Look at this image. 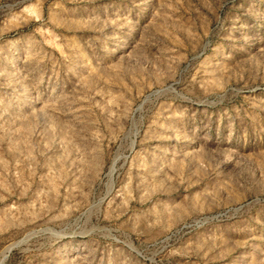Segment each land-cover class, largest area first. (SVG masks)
<instances>
[{
    "label": "rangeland",
    "instance_id": "rangeland-1",
    "mask_svg": "<svg viewBox=\"0 0 264 264\" xmlns=\"http://www.w3.org/2000/svg\"><path fill=\"white\" fill-rule=\"evenodd\" d=\"M0 264H264V0H0Z\"/></svg>",
    "mask_w": 264,
    "mask_h": 264
}]
</instances>
